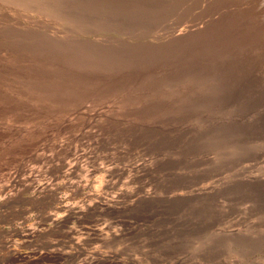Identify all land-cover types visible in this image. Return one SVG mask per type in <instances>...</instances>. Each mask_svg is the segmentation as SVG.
<instances>
[{
	"label": "rangeland",
	"instance_id": "obj_1",
	"mask_svg": "<svg viewBox=\"0 0 264 264\" xmlns=\"http://www.w3.org/2000/svg\"><path fill=\"white\" fill-rule=\"evenodd\" d=\"M248 1L0 0V264H264Z\"/></svg>",
	"mask_w": 264,
	"mask_h": 264
},
{
	"label": "bare ground",
	"instance_id": "obj_2",
	"mask_svg": "<svg viewBox=\"0 0 264 264\" xmlns=\"http://www.w3.org/2000/svg\"><path fill=\"white\" fill-rule=\"evenodd\" d=\"M247 1H248V0H247ZM251 1H253V0H251ZM248 2H250V1H248ZM248 2H247V3H248ZM254 2H255V0H254ZM258 2H260V1L258 0ZM258 2H257V0H256V3H257V4H258ZM261 2H262V0H261ZM261 2H260V3H261ZM250 3H251V2H250ZM260 3H259V4H260ZM240 4H241V3H240ZM248 4H249V3H248ZM252 4H253V3H252ZM259 4H258V5H259ZM262 4H263V7H262V6H258L259 8H256V9H257V10H259V9L262 10V9H263V10H262V11L260 10V12H259V11H257V12L255 11V12H254V14L259 12L258 14H259V16H261L260 19L263 17V18L261 19V20H263V21H261L260 24H263L262 22H264V15H263V16L260 15V13L262 14V12H264V0H263V3H262ZM238 5H239V4H238ZM248 6H251V5L249 4ZM252 8L255 9V8H254V5H252ZM249 9H250V7H249ZM249 11H252V9H250ZM252 12H253V11H252ZM252 12H250V13H252ZM255 16L257 17L256 19H255V17H254V20H255V22H256V20H257L259 17H258L257 15H255ZM252 18H253V15H252ZM246 19H247V18H246ZM254 20H253V22H254ZM257 21H258V20H257ZM253 22H252V23H253ZM255 22H254V23H255ZM258 22H259V21H258ZM254 25H255V24H254ZM256 25H257V24H256ZM258 25H259V24H258ZM260 26H261V25H260ZM263 28H264V26H263ZM248 33H249V32H248ZM250 33H251V31H250ZM258 34H259V33H258ZM261 35H262V34H261ZM263 37H264V36H263ZM251 38H252V37H251ZM262 43H263V42H262ZM250 44H251V43H250ZM253 44H255V43H253ZM256 44H257V43H256ZM259 44H260V43H259ZM260 45H261V44H260ZM262 45H263V44H262ZM250 46H251V45H250ZM251 47H253V45H252ZM133 200H134V199H133ZM93 233H94V232H93ZM105 260H106V259H105Z\"/></svg>",
	"mask_w": 264,
	"mask_h": 264
}]
</instances>
